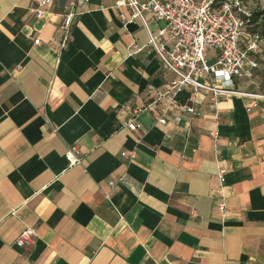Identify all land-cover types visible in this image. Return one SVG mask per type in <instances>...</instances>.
I'll return each mask as SVG.
<instances>
[{
    "label": "crops",
    "instance_id": "0c3cea01",
    "mask_svg": "<svg viewBox=\"0 0 264 264\" xmlns=\"http://www.w3.org/2000/svg\"><path fill=\"white\" fill-rule=\"evenodd\" d=\"M51 1L37 19L32 0H0V264H264V103L201 93L158 125L171 74L142 22L90 0L63 42L70 0ZM261 71L239 89L264 92Z\"/></svg>",
    "mask_w": 264,
    "mask_h": 264
},
{
    "label": "built area",
    "instance_id": "2783aa9c",
    "mask_svg": "<svg viewBox=\"0 0 264 264\" xmlns=\"http://www.w3.org/2000/svg\"><path fill=\"white\" fill-rule=\"evenodd\" d=\"M89 1L70 0L63 7L60 14L63 42L68 39L76 10ZM51 3V0H32L28 12L40 19ZM116 6H126L130 10L128 19L121 15L125 27L136 19L142 22L148 37L145 48L150 49L171 74L166 88L154 91L156 99H164L167 102L161 115L156 118V124L167 126V114L172 108L193 116V103L200 102L201 93L210 94L214 106L220 96L251 99L246 106L247 111L264 103V92L251 93L239 89L241 84H255L256 74L260 70L258 60L262 56L263 37L259 31L248 29L250 15L244 12L240 15L238 2L119 0ZM146 15H150L154 22H163L164 26L152 31L146 21ZM33 44L38 45L39 41L35 40ZM130 47L132 53L144 48H137L134 43ZM188 90L192 98L191 103L180 99V95ZM174 121L180 122L181 118L176 116ZM139 128L140 124L136 122L127 123L129 131ZM164 136L166 139L170 138L167 133ZM211 136L215 137L216 134L213 132ZM65 159L68 167L82 164L76 145L69 147ZM225 175L226 170L218 168L220 184L225 183ZM220 209L223 210V206H220ZM34 241V229L26 227L15 240V246L29 248Z\"/></svg>",
    "mask_w": 264,
    "mask_h": 264
},
{
    "label": "rangeland",
    "instance_id": "374dc122",
    "mask_svg": "<svg viewBox=\"0 0 264 264\" xmlns=\"http://www.w3.org/2000/svg\"><path fill=\"white\" fill-rule=\"evenodd\" d=\"M233 2H238L241 9L240 15H243L242 12L248 15H256L255 22L248 26L249 30H257L260 32L263 37V48H262V57L258 60L260 64V69L262 68L260 75L261 84H259V89L264 91V0H230ZM244 14V15H245ZM149 28L152 31L156 30V26L150 21L148 22ZM163 22H159V27H163ZM210 56V53L208 54Z\"/></svg>",
    "mask_w": 264,
    "mask_h": 264
},
{
    "label": "trees",
    "instance_id": "16d2710c",
    "mask_svg": "<svg viewBox=\"0 0 264 264\" xmlns=\"http://www.w3.org/2000/svg\"><path fill=\"white\" fill-rule=\"evenodd\" d=\"M218 1H221V0H214V2H218ZM255 17L256 15H250V18H249V24H253L255 22ZM252 31H257V30H252Z\"/></svg>",
    "mask_w": 264,
    "mask_h": 264
}]
</instances>
